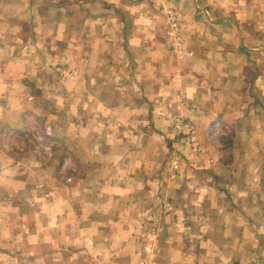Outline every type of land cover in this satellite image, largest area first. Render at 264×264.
Segmentation results:
<instances>
[{
  "label": "crops",
  "instance_id": "crops-1",
  "mask_svg": "<svg viewBox=\"0 0 264 264\" xmlns=\"http://www.w3.org/2000/svg\"><path fill=\"white\" fill-rule=\"evenodd\" d=\"M0 264H264V0H0Z\"/></svg>",
  "mask_w": 264,
  "mask_h": 264
},
{
  "label": "rangeland",
  "instance_id": "rangeland-1",
  "mask_svg": "<svg viewBox=\"0 0 264 264\" xmlns=\"http://www.w3.org/2000/svg\"><path fill=\"white\" fill-rule=\"evenodd\" d=\"M182 131H185V130L182 129ZM195 136H196V130H195ZM196 138H197V136H196ZM197 140L199 141L198 138H197ZM201 145L203 146V151H204L205 147L202 143H201ZM56 146L58 147V145H56ZM67 151L68 150L62 145H59V148L51 146V147H48L47 150L43 149L44 155L47 156V158H48L49 172H50V176H51V177H49V179H46V177L44 176L43 182L46 180L50 184L51 183H60V184H65V185H71L73 183V175H72L73 163H72V160L68 159L69 160L68 161L67 159L66 160L62 159L65 156L66 157L70 156ZM156 219L159 220L158 217L154 216L153 219L150 221L151 225L148 226L147 231L158 229L159 223L157 224V222H155Z\"/></svg>",
  "mask_w": 264,
  "mask_h": 264
},
{
  "label": "built area",
  "instance_id": "built-area-1",
  "mask_svg": "<svg viewBox=\"0 0 264 264\" xmlns=\"http://www.w3.org/2000/svg\"><path fill=\"white\" fill-rule=\"evenodd\" d=\"M169 18H170V24H171V31L170 33L175 35L178 39V48H182L185 42L184 36L181 33V28L178 23L177 15L174 11H169ZM186 124H188L186 122ZM185 131H183L181 141L187 146V148L196 151V152H202L203 146L201 143L197 140L195 136V129L193 126L188 125V128H184ZM167 207H169V204H167Z\"/></svg>",
  "mask_w": 264,
  "mask_h": 264
}]
</instances>
